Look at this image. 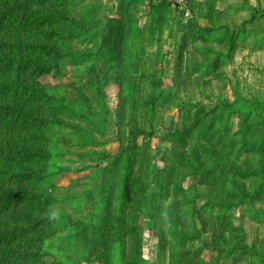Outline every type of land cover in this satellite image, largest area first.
Listing matches in <instances>:
<instances>
[{
  "label": "rangeland",
  "instance_id": "1",
  "mask_svg": "<svg viewBox=\"0 0 264 264\" xmlns=\"http://www.w3.org/2000/svg\"><path fill=\"white\" fill-rule=\"evenodd\" d=\"M0 12V264H264V0Z\"/></svg>",
  "mask_w": 264,
  "mask_h": 264
},
{
  "label": "trees",
  "instance_id": "2",
  "mask_svg": "<svg viewBox=\"0 0 264 264\" xmlns=\"http://www.w3.org/2000/svg\"><path fill=\"white\" fill-rule=\"evenodd\" d=\"M41 1H44V0H41ZM19 8H11L9 9L7 12L8 13H12V11H17ZM25 10V14H27V12L29 14H27L29 16V20L32 21V23H34V25H44L46 22L48 21H56L58 23H63L66 21L67 17L66 16H54V17H50V16H40L38 15L37 13H33V12H30L29 10L27 11L26 9ZM0 16L1 17H4V12H0ZM44 49V48H43ZM15 62L19 63L22 67H25V69H30V67H33L34 69H36V71H41V72H44V71H47L48 69L50 68H46V67H37V66H30L28 63H25L23 62L22 60H18V59H9V58H4V59H0V63H7V65H13ZM41 67V68H40ZM47 70H46V69ZM1 87V86H0ZM0 89H3L0 88ZM39 95V94H38ZM222 109L223 110H227L231 107H233L234 109L230 112L231 114H239V115H242L243 114V111L247 110V111H251L253 107L249 108L247 107L246 105L244 106H239L238 104H229V103H224L223 105H221ZM15 110H17L18 112H21L20 111V108H15ZM16 114V113H15ZM27 119H33L31 118L30 116H26ZM37 119V118H36ZM39 120V119H37ZM1 149V148H0ZM20 152H22V158L24 159H30V160H36V158H39V159H47L49 156L48 155H45V154H40L38 152H35V151H30V150H20ZM19 177V176H17ZM20 177H24L25 179L26 178H30L32 177L31 175H21ZM20 197H22L23 199H34V196H30V195H23V194H20ZM8 235V236H7ZM14 235V236H13ZM18 234H13V233H5L1 238H3L2 241H12L15 236H17ZM24 236V235H23ZM22 236V237H23ZM6 238H8L6 240Z\"/></svg>",
  "mask_w": 264,
  "mask_h": 264
}]
</instances>
